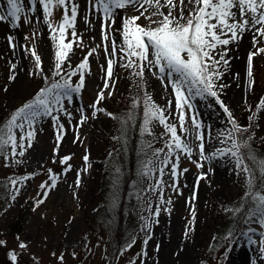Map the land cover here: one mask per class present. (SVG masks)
<instances>
[{"label": "rangeland", "instance_id": "1", "mask_svg": "<svg viewBox=\"0 0 264 264\" xmlns=\"http://www.w3.org/2000/svg\"><path fill=\"white\" fill-rule=\"evenodd\" d=\"M75 2L79 5L76 32L78 36H82V44L73 43L68 59L64 62V71L76 68L91 49H96V52L88 57L90 71L85 70V82L81 92L73 94L71 104L65 101V106L72 113L71 122L67 115L60 114L64 135L59 142L58 152L54 153V149L57 148L56 127L51 118L45 117L36 125L32 146L27 148L23 157L12 158L7 154L8 159H5V155H0V178L17 170L29 174L27 179H17L20 192L14 200L12 185L7 193L0 187V241L4 242L0 244V264H130V261H134L135 264H264V258L259 251L260 241L264 239V227H261L255 218L249 220L247 227L233 240L227 242L224 248V250L227 248V251L225 250L223 254L219 251L215 255L209 253L215 234V221L219 219L217 215L221 212L235 211L245 195L247 185L244 175L236 174L234 162L228 157L205 162L203 168H197L194 161L200 158L197 148L199 141L195 139L194 133L186 134L184 137L194 152L191 159L180 155L179 191L174 192L171 187L164 188V199L167 201L170 198L171 204H162L159 192L149 190L159 174L149 177V185L143 198L144 204L139 214V242L131 244V247L124 244L121 248L113 249L111 239L115 224L113 226L101 218L102 214L97 210L100 158L110 149L108 140L113 137L112 118L105 113H98L96 118H92V108L89 107L96 101L98 92L104 87L109 57L104 51L102 20L98 18L100 14L90 16L91 24L86 25L84 17L88 15V0ZM163 2L164 0H161L162 4ZM175 2L177 7L173 14L178 16L179 0ZM6 7V0H0V12ZM24 7L25 15L31 22H25L24 16L21 17L19 27L13 25L10 20L0 22V107L3 109H18L24 104L25 99L31 95L34 97L40 88L47 86L40 75L30 74L36 72L35 60L30 52L32 48H35L41 57L44 73L50 77L56 62L55 42L50 38L48 25L43 23L40 6L37 5L35 13L29 12L28 0H25ZM144 7L148 8L145 16L155 11L148 5ZM191 7L192 5H188V8ZM162 10L167 14V7ZM117 11L119 15L116 17L115 28H120L121 17L140 15L144 8L127 6ZM62 16V7L53 10L50 17L53 26L59 25ZM37 17L40 18L39 21ZM137 23L147 26L150 21L142 16ZM9 37H12L11 42ZM115 37L120 43L118 33H115ZM71 40L69 29L65 42ZM259 46H264V43ZM227 47L228 56L232 59L227 68L221 67L224 76L218 81L227 87L217 91L233 117L242 120L246 119V114L252 116L259 101L264 98V54L253 58L254 86L249 89L247 57L249 51L253 50L252 33L246 31L243 39ZM108 49L111 52L110 43ZM217 51H223V48H218ZM123 63L118 54L113 64L112 80L108 81L110 85L114 83L115 87L110 89L111 96L105 91V99L99 105L108 113L118 105L121 92L133 83V69L122 67ZM12 64L16 65L14 70ZM10 76H15V79L10 80ZM78 81L79 74L72 77L73 84ZM144 81L146 92L151 95L155 104L166 109L165 115H173L174 118L168 122L177 125L179 134V119L174 115L175 97L171 86L166 88L157 76L147 70L144 73ZM169 101H172L170 110L167 108ZM193 103L198 119L205 126V153L212 152L215 148L221 147L218 132L231 125L214 98H196ZM250 105L253 108L252 113L248 111ZM80 108L84 109V114L89 117L82 126L77 124L81 116V112L78 111ZM158 125H160L158 122H154L152 127ZM249 125L250 130L264 143V110H261ZM185 127L189 129L192 127L190 116ZM15 131L19 138V130ZM209 132L211 139H208ZM85 155L88 156L87 162L84 159ZM63 157L70 159L62 164ZM16 160L21 162L16 163ZM69 165L71 170L65 173ZM184 169L188 171L183 172ZM49 170L58 177L56 187L49 191L44 203L36 206V201L43 198L41 184L51 183ZM170 170L171 165L166 169V173H170ZM202 172L207 174V178L199 180L197 185V177ZM78 173L79 186L76 184ZM164 181L166 185L172 184L170 174L164 176ZM28 199H32V204L25 208L26 214H23L25 220L17 232L12 231L9 225L21 214L20 210ZM150 204L159 205L161 210L158 218L149 216ZM107 207L112 210L109 203ZM165 208L170 211H165ZM151 210L155 211V207ZM146 218L151 222L150 233L144 227ZM186 229H190L187 237ZM149 234L151 239L145 245L144 241ZM21 242L27 247L20 249ZM11 253L17 255L15 262L10 258ZM61 256L62 261L59 259Z\"/></svg>", "mask_w": 264, "mask_h": 264}, {"label": "snow or ice", "instance_id": "2", "mask_svg": "<svg viewBox=\"0 0 264 264\" xmlns=\"http://www.w3.org/2000/svg\"><path fill=\"white\" fill-rule=\"evenodd\" d=\"M7 7L3 12H0V22L9 21L19 27L21 17L24 16L25 22H31L25 15V0H6ZM28 11L35 13L37 5L42 10L43 23L48 25L50 38L55 42V65L52 70L51 77L44 73L41 57L37 54L35 48L30 50L32 57L35 60L36 72L30 73L40 75L46 82L47 86L42 87L36 95L28 102H25L21 107L16 109L10 118L0 125V155H4L7 149L10 148L8 156L15 158L16 156L23 157L27 148L32 146V142L36 135V125L39 124L42 118L48 117L53 121L56 127L57 148L54 153L59 150V142L63 139L64 125L60 123V114H65L71 122L72 113L65 106V101L68 104L73 102V94H79L84 87L85 70H89L88 57L96 52V49H91L86 53L82 62L76 68L70 71H64V62L68 59L69 52L73 48L74 42L82 44V36H78L76 32V21L79 15V5L75 0H28ZM89 9L88 15L84 17L86 25H90V16L99 13L102 20L101 32L102 41L104 43V51L109 57L107 60L106 79L104 87L98 92L96 101L90 105L92 108L91 117L96 118L98 113H105L109 117L121 120V117L113 116L112 113L106 112L104 108L99 107L100 102L105 99V91L108 95H112L110 89L115 87V84H109L108 81L113 77V64L115 58L119 54V59L124 61L121 65L126 69H133L132 75L140 78L141 83L144 79L145 71L152 72L161 80V83L167 88L171 86L172 93L175 97V116L179 119V134L177 125L169 123L172 114L165 115V108L155 104L151 95L147 92L143 97V128L142 131L151 135V126L154 122H158L165 129L162 133L167 136L164 148L153 149L152 157L145 159L140 169L141 176H154L158 173L154 184L149 188L151 191L159 192V200L162 204H171V199H164V188L171 187L174 192L179 191L178 172L180 155L183 154L191 159L194 149L190 146L185 135L195 134V139L199 141L197 148L199 151V160L194 161L197 168H203L205 162L223 159L228 157L234 162V171L237 175L243 174L247 185L245 197L247 201L245 211L248 213V219H256V222L264 227V156L254 152L249 143L253 136L241 139L244 133L249 131V126L239 125L233 117L231 111L220 99L217 89L227 87L226 84L218 83L223 79L224 72L221 67L227 68L230 64L231 57L228 56V45L243 39L244 33H252V49L247 57V77L248 88L254 86L253 79V58L259 54H264V46H259L264 43V0H179L180 9L179 15L173 14L177 5L175 0H88ZM154 8L149 15L145 16L148 8ZM188 5H192L188 8ZM127 6H139L144 8L140 15L131 17H121L122 23L120 28H115L116 17L119 15L117 10H122ZM57 7L63 8V16L59 25L53 26L50 22V17L53 15V10ZM167 7V14L162 10ZM187 8V16L185 9ZM149 20L147 26H141L137 23L141 17ZM159 17V19H152ZM39 21V17H37ZM151 25H155L152 27ZM71 29L72 40H67L68 30ZM115 33L120 36V43L117 42ZM11 42L12 37H9ZM111 44V52L108 45ZM13 47H15L13 45ZM223 48V51H217L218 48ZM14 70L16 65L12 64ZM71 68V66H68ZM155 70V71H153ZM79 74V81L73 84L72 77ZM238 75V74H236ZM53 77H60L56 80ZM10 80H14L15 76H10ZM167 81V83H165ZM7 91V88H5ZM212 97L216 103L223 109L228 118V123L231 125L218 132L219 144L221 147L215 148L214 151L205 153V126L198 119V114L195 111L193 101L196 98L206 99ZM139 102L134 101L132 108L135 109ZM172 101L168 102L167 108L170 110ZM264 110V98L259 101L256 111L249 117L250 121L261 111ZM81 112L78 126H82L89 117L84 114V109L80 108ZM191 119V129L186 128L187 119ZM134 119L133 115H129L122 122V128L129 120ZM19 130V138L16 131ZM79 136H77V140ZM208 139H211V133H208ZM26 142V143H25ZM230 144V146H229ZM151 147V145H149ZM19 149V151H18ZM165 149H167L165 151ZM247 150V151H244ZM5 156V159H8ZM70 157H63L61 163H66ZM87 162L88 156L85 155ZM21 161L16 160V163ZM171 165L170 173H166V169ZM71 170L69 165L65 169V173ZM184 169L183 172H187ZM211 171V169H210ZM119 172V169H117ZM50 181L41 184L43 190V198L36 201V206L42 204L47 199L49 191L56 187L57 175L51 170ZM170 174L172 184L166 185L164 176ZM207 174L201 173L197 177V185L199 180L206 179ZM27 179V177L21 178ZM259 181V183H258ZM14 194L12 199L16 198L20 189L17 187V180L10 181ZM118 184V180L115 182ZM77 186H79V173L77 175ZM195 196L193 195V199ZM155 207V211L151 209ZM159 205H149V216L157 217L160 214ZM165 211L170 209L165 208ZM240 211V208H237ZM195 220V210L193 209V221ZM158 222V221H157ZM146 231L151 232V222L146 218ZM188 231L186 229L185 236ZM249 231H252L249 229ZM151 239L149 234L144 243L147 245ZM4 243L0 241V244ZM134 243V241H133ZM259 251L264 258V239L260 241ZM27 245L23 242L19 244L20 249L26 248ZM127 247H131L129 244ZM159 246H157V250ZM228 250L227 248L225 249ZM147 255V252H144ZM13 262L17 260L15 253L10 254ZM63 260V256L59 258ZM130 264H135L130 261Z\"/></svg>", "mask_w": 264, "mask_h": 264}, {"label": "trees", "instance_id": "3", "mask_svg": "<svg viewBox=\"0 0 264 264\" xmlns=\"http://www.w3.org/2000/svg\"><path fill=\"white\" fill-rule=\"evenodd\" d=\"M54 79L58 80L60 77H55ZM145 92L146 84L144 79L141 83L140 78L133 76V83L121 92L119 103L111 112L113 116L121 117L122 119L112 118L111 129L113 137L108 140L110 149L108 153L100 158L99 200L97 201L99 207L97 210L101 212V218L113 226L115 224L111 239L113 249L121 248L124 244L129 245L139 242V214L144 204V194L149 185V176H141L140 169L145 159L153 158V149L164 148L167 140L166 135L163 137L161 135L165 132L162 125H158L155 128L151 126V135L142 131V101ZM32 98L33 95L25 99L24 103ZM134 101L139 102L135 109L132 108ZM14 111L15 109L12 108L3 109L0 107V125L6 123ZM248 111L252 113L253 108L251 105ZM130 114L134 116V119L129 120L122 128L123 120L127 119ZM245 118L235 120L239 125L249 126V123H251L249 116L246 114ZM250 128L248 132L243 134L241 139L246 140L249 135H252L253 139L249 142L252 149L255 153L264 156V143ZM7 154L8 149L4 155L6 156ZM117 169H119V172H117ZM28 176L29 174L17 170L11 175L0 178V187L4 188L7 193L11 186V180ZM117 180L118 184L115 183ZM107 203L110 204L111 211L107 207ZM30 204H32V199L27 200L20 210L21 214L18 215L15 221L10 223L9 226L12 231L17 232L19 230L21 223L25 220L23 217V214H26L25 208L31 206ZM238 204L240 211L236 209L235 211L221 212L217 215L219 219L215 221V234L209 250L210 254L215 255L219 251L223 254L227 242L233 240L247 227L249 222L248 213L245 211L247 201L241 199Z\"/></svg>", "mask_w": 264, "mask_h": 264}, {"label": "bare ground", "instance_id": "4", "mask_svg": "<svg viewBox=\"0 0 264 264\" xmlns=\"http://www.w3.org/2000/svg\"><path fill=\"white\" fill-rule=\"evenodd\" d=\"M182 259V258H181Z\"/></svg>", "mask_w": 264, "mask_h": 264}]
</instances>
